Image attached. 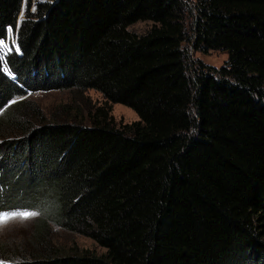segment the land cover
Returning <instances> with one entry per match:
<instances>
[{"label": "trees", "instance_id": "trees-1", "mask_svg": "<svg viewBox=\"0 0 264 264\" xmlns=\"http://www.w3.org/2000/svg\"><path fill=\"white\" fill-rule=\"evenodd\" d=\"M193 9L188 32L185 0H0L19 48H0V212L41 213L0 264H264V0ZM190 40L226 64L190 63ZM90 89L140 119L117 126ZM56 90L76 97L48 121L27 97ZM52 221L106 252H55Z\"/></svg>", "mask_w": 264, "mask_h": 264}, {"label": "rangeland", "instance_id": "rangeland-1", "mask_svg": "<svg viewBox=\"0 0 264 264\" xmlns=\"http://www.w3.org/2000/svg\"><path fill=\"white\" fill-rule=\"evenodd\" d=\"M44 1V0H39ZM196 0H185L189 4L190 10L186 15V26L188 32L194 29L195 10L193 9ZM25 10L22 12L21 18H23ZM153 26V22L150 20L138 21L130 26V30L136 33H144ZM4 42L12 49V45L16 42L15 36L12 32H8V37ZM188 48L190 63L196 64L199 61L209 64L216 68H220L225 65L229 54L222 50H210L208 52H202L196 50L193 42L187 41L184 45ZM5 51H8L5 49ZM14 77L13 75H10ZM86 96L96 105L108 104L111 106V114L114 117L115 124L122 127L124 124L138 121L140 118L138 114L131 107H128L121 103L107 102L103 94L95 89H90L86 92ZM76 95L70 90H56L48 93H36L27 98L31 101V105L39 107L48 116V121H54L53 114L63 104L73 105ZM21 99V98H19ZM30 109H33L30 107ZM61 110V109H60ZM55 120H74L84 121L87 125L90 124L87 111L85 109L82 112H71L69 114H63L60 117H54ZM11 211H38L33 207L17 206L15 210ZM39 212V211H38ZM39 216V215H38ZM30 217L23 219L16 217L8 221L4 225H0V241L4 242L9 249L27 248L33 249L34 245L31 243L33 240V229L36 228L34 220L38 217ZM51 239L53 244L57 247L55 252L68 253L72 251H82L84 249H90L97 253L106 252V247L99 244L94 238L75 231L68 230L60 225H57L53 221L51 222ZM38 246L41 244L38 242Z\"/></svg>", "mask_w": 264, "mask_h": 264}, {"label": "snow or ice", "instance_id": "snow-or-ice-1", "mask_svg": "<svg viewBox=\"0 0 264 264\" xmlns=\"http://www.w3.org/2000/svg\"><path fill=\"white\" fill-rule=\"evenodd\" d=\"M33 11H35V9H33ZM8 32H11L12 29L8 28L7 29ZM0 48L2 49H7L9 52L12 51L11 48H9V46L4 42L3 39H0ZM17 52L19 51V48L15 49ZM3 71L8 72L7 68H4ZM10 103H15V101H10ZM41 213L38 211H11V212H0V225H4L6 224L8 221L16 218V217H20L23 219H27L30 217H36L38 215H40Z\"/></svg>", "mask_w": 264, "mask_h": 264}]
</instances>
